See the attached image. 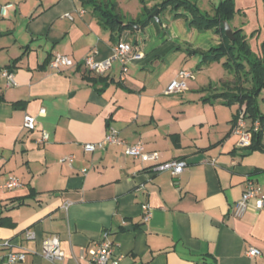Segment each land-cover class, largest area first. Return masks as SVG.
Wrapping results in <instances>:
<instances>
[{
  "label": "crops",
  "instance_id": "0c3cea01",
  "mask_svg": "<svg viewBox=\"0 0 264 264\" xmlns=\"http://www.w3.org/2000/svg\"><path fill=\"white\" fill-rule=\"evenodd\" d=\"M97 1L115 3L130 29L112 32L82 0H0L13 4L0 15V241L8 242L0 245V260L11 250L25 253L15 264H97L87 250L105 241L109 262L119 258L117 264H264V121L261 149L238 148L237 117L244 112L246 128L254 122L245 103L214 97L234 80L222 66L225 57H203L219 46L220 34L192 36L202 30L189 24L190 14L169 7L166 21L156 10L140 28L147 17L139 0ZM160 2L146 0L149 7ZM234 2L231 28L247 36L250 23L258 37L264 34V0L263 20L254 21L250 0ZM119 40L142 53L125 72L113 59ZM56 52L75 64L51 69L47 59ZM93 52L97 61L112 59L103 74L82 65ZM7 67L12 85L1 75ZM180 70L192 73L185 88L167 92ZM256 103L264 115V87ZM25 114L36 117L33 131L23 127ZM110 128L125 145L141 142L160 161L181 159L186 167L173 176L124 154L123 144L83 148ZM41 131L49 135L43 144L36 141ZM10 177L20 185L5 187ZM247 179L260 187L263 207L236 217ZM51 236L64 253L55 262L42 256ZM249 247L261 254L249 257Z\"/></svg>",
  "mask_w": 264,
  "mask_h": 264
},
{
  "label": "built area",
  "instance_id": "2783aa9c",
  "mask_svg": "<svg viewBox=\"0 0 264 264\" xmlns=\"http://www.w3.org/2000/svg\"><path fill=\"white\" fill-rule=\"evenodd\" d=\"M13 7V4L10 2L0 3V15L5 16L7 11ZM155 22H159L158 19ZM113 59L118 60L122 64V71L125 72L127 69V63L131 59H136L142 57L141 51H138L133 48L132 44L126 40H119L113 49ZM94 53L88 54L84 57L82 65L91 73L94 74H103L108 70L112 65V59H105L97 61L94 59ZM75 62L69 56L61 53H55L48 66L56 71L69 66H73ZM1 75L6 78V81L9 85L14 84L13 74L9 72L6 68L1 71ZM192 73L188 70H180L177 74L178 78L173 80L169 85L167 92H176L181 91L185 88L184 79L190 77ZM40 114L45 113L44 108H40ZM243 111L237 117L234 131L239 136L237 141L238 148H248L252 143V132L258 130L259 121H254L253 125L249 128H246ZM23 127L28 131H33L36 127V117L30 114H25L23 118ZM48 133L41 131L38 137L36 138L37 143L43 144L48 141ZM109 144H124V142L118 137V133L115 129L110 128L107 130L105 136L95 142V143H85L83 148L86 151H94L96 148H104ZM124 154L132 156L138 159L144 164H150L153 171H169L173 176L180 174L186 167V162L181 159H171L167 161L159 160V153L156 151H147L141 142H137L131 145L124 146ZM65 159V158H64ZM20 183L17 178L10 177L5 183L4 186L7 188H12L19 186ZM66 206V205H65ZM254 207L256 210H259L263 207V198L261 196V189L259 186H256L251 179L246 180L245 189L242 192L239 200H237L233 206V215L236 217H241L249 207ZM26 237L32 239L35 237L34 232H27ZM0 245L7 246L8 242H1ZM247 255L249 257L258 256L261 254V251L255 247H249L247 250ZM89 260L97 264H117L119 258L109 262L111 255V243L102 242L96 248H89L87 250ZM42 256L45 260L49 262L59 261L63 258L64 253L60 248L59 239L56 236H51L43 241V250ZM84 256L82 252L81 257ZM25 253L22 251H8L3 260H0V264H15L19 260H24Z\"/></svg>",
  "mask_w": 264,
  "mask_h": 264
},
{
  "label": "trees",
  "instance_id": "16d2710c",
  "mask_svg": "<svg viewBox=\"0 0 264 264\" xmlns=\"http://www.w3.org/2000/svg\"><path fill=\"white\" fill-rule=\"evenodd\" d=\"M139 1L143 4V13L148 14L147 19L142 24H139L140 28L146 26L149 19L155 17L154 14L150 13L155 8L160 12L166 7H169L171 10L188 12L190 14L189 24L197 29L213 30L215 33L220 34L221 42L219 46L204 52L203 57L205 61L219 60L221 57H225L222 66L234 74V80L232 86L214 94V97H222L227 104L234 102L239 104L245 103V117L250 118L252 122L258 120L261 125V122L264 121V115H261L258 111L256 97L264 87V37L259 44L258 53H254L242 29L232 28L233 40L225 35L223 22L226 21L230 24L235 14L239 11L235 7L233 0H220L212 14L200 12L195 1L192 0H161L152 9L145 5L146 0ZM82 2L92 4L99 19L112 32L120 34L123 30L130 29L132 23L125 24L122 22L121 15L115 3L106 1L101 4L97 0H82ZM51 58L48 57L47 64H49ZM6 69L12 72L10 67ZM85 78L93 83L96 81L95 77L89 75L85 76ZM245 83H248V85H245ZM16 104L18 102L14 103V105ZM259 133L260 126L258 130L252 132V143L246 149H261L258 146Z\"/></svg>",
  "mask_w": 264,
  "mask_h": 264
},
{
  "label": "rangeland",
  "instance_id": "374dc122",
  "mask_svg": "<svg viewBox=\"0 0 264 264\" xmlns=\"http://www.w3.org/2000/svg\"><path fill=\"white\" fill-rule=\"evenodd\" d=\"M155 1H159V0H155ZM192 1H196V6L198 7V9H199V11L200 12H207L208 14H212L213 12H214V9H215V6L220 2V0H192ZM238 1H240V0H236V4L238 5V6H240V3L238 2ZM245 2H246V0H244ZM257 1V3H255V2H253V0H250V5H251V7H250V9L247 11V14L252 18V20L254 21V20H263L262 19V13H263V9H262V6H261V0H256ZM233 2H234V0H233ZM139 3L141 4V2L139 1ZM235 3V2H234ZM142 5L143 4H141V8H142ZM147 7H149V5H147V4H145ZM153 7V6H152ZM152 7L150 6L149 8L150 9H152ZM157 10V8H155L153 11H151L150 13L152 14L154 11H156ZM258 10H259V17H258V15H257V12H258ZM160 15H161V17H162V21L164 22V21H166V20H164V19H166L167 18V14H166V12L165 11H160ZM144 16H146V17H148V14H146V13H144L143 14ZM168 21H170V20H168ZM251 24L250 23H246L245 24V27H244V29H245V31H248V33H247V40H248V43H249V46L251 47V49H252V51L254 52V53H258V49H259V44H260V42L262 41V39H263V35L264 34H262V35H260L259 37H258V31H257V29H256V27L254 28V29H249V26H250ZM262 31H263V33H264V28H263V25H262ZM249 29V30H248ZM255 29H256V31H255ZM252 31H254V33L253 34H251L252 33ZM244 33V32H243ZM200 34V35H199ZM206 33H204V30H202L200 33H198V31H196V29H193V33H192V36H203V35H205ZM258 100H259V98H258Z\"/></svg>",
  "mask_w": 264,
  "mask_h": 264
},
{
  "label": "water",
  "instance_id": "95a60500",
  "mask_svg": "<svg viewBox=\"0 0 264 264\" xmlns=\"http://www.w3.org/2000/svg\"><path fill=\"white\" fill-rule=\"evenodd\" d=\"M156 11L153 12V14H155ZM135 29H138V26H133ZM223 27H224V32H225V35L230 38L231 40L234 39L233 37V33H232V28L231 26L229 25L228 22L224 21L223 22Z\"/></svg>",
  "mask_w": 264,
  "mask_h": 264
}]
</instances>
